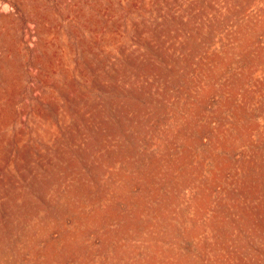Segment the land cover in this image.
I'll return each instance as SVG.
<instances>
[{
	"label": "rangeland",
	"instance_id": "obj_1",
	"mask_svg": "<svg viewBox=\"0 0 264 264\" xmlns=\"http://www.w3.org/2000/svg\"><path fill=\"white\" fill-rule=\"evenodd\" d=\"M0 264H264V0H0Z\"/></svg>",
	"mask_w": 264,
	"mask_h": 264
}]
</instances>
